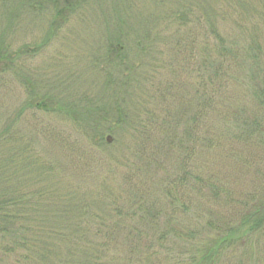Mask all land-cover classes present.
<instances>
[{"label": "trees", "instance_id": "trees-1", "mask_svg": "<svg viewBox=\"0 0 264 264\" xmlns=\"http://www.w3.org/2000/svg\"><path fill=\"white\" fill-rule=\"evenodd\" d=\"M19 1L22 6L28 0ZM192 1L161 0L164 8H172L150 21L154 30L110 21L103 61L122 77L120 88L130 96L122 100L124 106L115 101L101 112L60 105L67 117L82 120L77 129L87 145L113 148L99 165L83 159L84 154L73 165L63 162L54 155L52 140L45 145L23 131L17 121L27 109L57 110L37 90L39 97L33 96L31 79L23 81L30 90L25 105L15 114L0 112V264L264 260V42L259 34L264 0H218L216 7L208 0ZM73 2L62 0L59 12ZM161 24L164 31L156 29ZM129 45L134 57L127 54ZM156 45L171 47L168 63L175 69L197 73L190 89L187 84L184 92L178 89L172 74L155 80L159 94L137 93L142 86L134 85L141 69L136 63L144 64L147 56L161 61L153 58L152 49L162 55ZM28 49L11 52L2 41L0 75L13 68L15 59L30 55ZM144 80L139 83H154ZM155 97L179 106L149 109ZM108 133L115 136L112 146ZM25 136L28 141L21 145ZM151 152L169 163L158 170L163 175L154 186L141 188L130 175L139 178L151 166ZM158 159L153 160L162 165ZM125 167L119 179L116 173ZM30 169L38 176L23 188L29 177L21 172ZM104 169L108 175L100 172ZM242 175L245 189L238 184ZM42 176L51 181L32 187Z\"/></svg>", "mask_w": 264, "mask_h": 264}, {"label": "rangeland", "instance_id": "rangeland-1", "mask_svg": "<svg viewBox=\"0 0 264 264\" xmlns=\"http://www.w3.org/2000/svg\"><path fill=\"white\" fill-rule=\"evenodd\" d=\"M160 1L72 0L73 5L70 6V9L59 12L62 8V0H28L24 1L22 6L19 0H0V43L5 42L11 52L24 47H28V51L31 52L30 55H22L15 59L13 68L0 75V81H2L0 83V112L15 114L25 105V99L29 96L30 90L24 86L23 81L27 80L26 78L31 79L33 85L30 89L34 91L33 96H36L37 90L42 97H47L55 109L61 111L58 114L57 110L46 111L37 107L27 109L17 121L24 129L23 131L36 135L38 140L45 145H49L48 141L52 140L54 155L63 162L73 165L72 163L79 161L78 156L84 154L83 159L92 160V164L95 161L96 165H99L98 161H102L104 155L111 154L110 151L113 148L87 145L86 140L81 138L80 131L77 129L82 120L73 121L66 116L64 110H71L76 106L80 109H98L103 112L107 106L114 107L115 101L123 105L122 100L126 98L127 101L130 98V96H126L127 91L120 88L119 81L122 80L120 73L115 71V68L107 66L103 61V37H106L107 32L112 29L111 20L114 21V25L119 23V27H123V23L124 25L129 23V26L136 25L134 27L139 29L141 26L146 27L145 24H147L153 29L154 24H150V21L156 20L159 15L164 17V9L168 11L172 8L171 4L164 8ZM188 1L193 2L192 0ZM208 2L214 7L220 4L218 0H208ZM232 13L233 10H231ZM55 17H58L57 21H55ZM250 20L253 23L255 18ZM166 28L165 24H161L156 29L164 31ZM168 30L171 31V29ZM250 30H252V26ZM50 34L51 38L47 39ZM259 34L261 35L260 41L264 42L263 26L261 29L259 28ZM154 48L162 49V55L158 56L152 49L153 58L162 57V60L152 61L147 56L144 58V64L143 62L142 64L141 62L136 63L141 69L135 77L134 85L142 86L137 89V93L138 91L139 94L153 93L154 96L159 94L153 87L156 85L155 80L165 81V79H170L172 74H175L174 80L180 82L177 83L178 89L184 92L185 84L190 89L197 80V73L195 77L190 75L191 73L185 72L181 68L175 69L169 64L168 58L172 59L173 53L169 45H156ZM127 54L134 57L133 45ZM148 65L151 66L148 67ZM181 72L187 76H179ZM111 74L113 76L110 77ZM144 77H147L148 80L153 78L152 86L149 81L143 84L139 83L140 80L145 81ZM37 96L39 97L38 93ZM178 103V101H163L155 97L149 109L161 111L167 107L175 110V106H179ZM61 104L64 105L62 108L64 110L61 109ZM133 105L134 103L131 102L130 106L133 107ZM131 107H129L130 110L134 109ZM28 138V136L23 137L20 144L28 141ZM125 138H129V135L127 134ZM106 139L110 146L115 144L113 134L108 133ZM151 153H155L154 157L159 158L158 162L162 160L163 164H158L153 160L154 157H148L153 161L151 166L143 169L139 178L130 175L138 179V186L141 188L149 187L151 183L154 186L155 181L163 175L161 170L160 173H157L158 170L165 169L166 164L169 163L168 159L163 160L157 152ZM14 159L16 161V157ZM127 169L128 167H125L116 173V175L119 174V179L121 173H126ZM26 170L22 171L21 175L29 177V180L22 182L23 188H29L30 180H35L39 173V171L34 173L32 169L27 173ZM104 171L100 170L103 175L109 174L106 173L108 169H104ZM62 175L66 177L67 174L63 171ZM53 179L60 183V180L58 181L54 176ZM50 181L42 176L41 180L35 181L38 184L32 187H39L40 184ZM238 184L244 189L248 186L245 175H242ZM254 256H257L256 250ZM259 264H264V260H260Z\"/></svg>", "mask_w": 264, "mask_h": 264}, {"label": "water", "instance_id": "water-1", "mask_svg": "<svg viewBox=\"0 0 264 264\" xmlns=\"http://www.w3.org/2000/svg\"><path fill=\"white\" fill-rule=\"evenodd\" d=\"M108 138H110V137H108Z\"/></svg>", "mask_w": 264, "mask_h": 264}]
</instances>
